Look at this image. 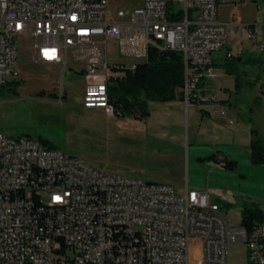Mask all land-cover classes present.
Returning a JSON list of instances; mask_svg holds the SVG:
<instances>
[{"label": "built area", "instance_id": "built-area-1", "mask_svg": "<svg viewBox=\"0 0 264 264\" xmlns=\"http://www.w3.org/2000/svg\"><path fill=\"white\" fill-rule=\"evenodd\" d=\"M229 1L141 0L111 8L109 0H0V87L19 76V40L27 37L37 62L66 69L72 58L87 74L102 69L101 79L85 85V108L117 114L111 80L136 69L152 48L182 52L187 105L217 102L212 54L229 30L247 32L264 50L262 27L220 18V3ZM111 40L131 63L109 60ZM34 191L46 193V206H38ZM217 208L205 190L186 185L180 192L106 171L29 135L0 133V264H230L237 241L247 245L245 264H264V222L231 225ZM193 240L201 243L199 261L191 258Z\"/></svg>", "mask_w": 264, "mask_h": 264}, {"label": "rangeland", "instance_id": "rangeland-1", "mask_svg": "<svg viewBox=\"0 0 264 264\" xmlns=\"http://www.w3.org/2000/svg\"><path fill=\"white\" fill-rule=\"evenodd\" d=\"M125 1L129 5L141 2L109 0V5L113 8ZM219 12L222 20L262 27L259 41L264 43V0L221 2ZM228 54L244 59L239 85L227 70ZM212 55L218 74L212 81V95L217 102L180 107L174 101L149 98V114L138 119L139 112L134 115L122 109L113 115L85 108V85L101 79L102 69L95 75L87 74L84 63L72 58L66 69L37 62L33 40L22 37L19 76L0 87V133L46 140L106 171L169 183L180 192L185 191L186 184L205 190L217 205V212L229 224L240 225L246 205L257 204L264 211V164L252 161L250 147L254 129L264 141V50L257 48L247 32L237 36L230 29L228 42ZM146 59L139 57L138 62ZM109 60L133 61L119 54L115 40L109 42ZM117 73L125 76V72ZM221 108L226 115L218 114ZM223 157L238 163L227 167ZM190 246L192 260L199 261L200 241L193 240ZM246 262V243L232 242L229 263Z\"/></svg>", "mask_w": 264, "mask_h": 264}, {"label": "trees", "instance_id": "trees-1", "mask_svg": "<svg viewBox=\"0 0 264 264\" xmlns=\"http://www.w3.org/2000/svg\"><path fill=\"white\" fill-rule=\"evenodd\" d=\"M226 67L235 76L237 85L241 83L244 70L237 56H228ZM184 58L177 50H160L152 48L146 61L138 63L136 69L125 71V76L111 80L110 97L118 108V113L139 112L138 119L149 114L148 99L170 101L183 99L181 88L184 84ZM9 83V82H8ZM257 129L253 130L251 139L252 161L264 164V141L259 137ZM43 140L47 146L55 147ZM236 160L225 158L224 165L233 168ZM264 222V211L257 204L246 205L242 211V224L248 228Z\"/></svg>", "mask_w": 264, "mask_h": 264}, {"label": "bare ground", "instance_id": "bare-ground-1", "mask_svg": "<svg viewBox=\"0 0 264 264\" xmlns=\"http://www.w3.org/2000/svg\"><path fill=\"white\" fill-rule=\"evenodd\" d=\"M139 63V62H138ZM137 67V65H136ZM43 191H34V199L35 201H38V206H46V193L44 195Z\"/></svg>", "mask_w": 264, "mask_h": 264}, {"label": "crops", "instance_id": "crops-1", "mask_svg": "<svg viewBox=\"0 0 264 264\" xmlns=\"http://www.w3.org/2000/svg\"><path fill=\"white\" fill-rule=\"evenodd\" d=\"M231 56H233L232 54H231ZM53 65H60V64H55V63H52ZM233 77H234V75H232ZM235 78V77H234ZM170 101H174V102H176V104L178 105V106H180V107H182V106H185V101H184V99H176V100H170ZM187 105V104H186ZM203 112L204 113H207V114H210L209 113V110L208 109H203ZM217 157V156H216ZM225 158H227V157H223L222 158V160L223 159H225ZM218 159H221L220 157H218ZM186 185H188V184H186ZM189 187V186H188Z\"/></svg>", "mask_w": 264, "mask_h": 264}, {"label": "flooded vegetation", "instance_id": "flooded-vegetation-1", "mask_svg": "<svg viewBox=\"0 0 264 264\" xmlns=\"http://www.w3.org/2000/svg\"><path fill=\"white\" fill-rule=\"evenodd\" d=\"M231 57H233V56H231ZM237 57H238V60H239V57H240V56H237ZM242 58H243V57H242ZM241 61H242V60H240L239 62H241Z\"/></svg>", "mask_w": 264, "mask_h": 264}, {"label": "water", "instance_id": "water-1", "mask_svg": "<svg viewBox=\"0 0 264 264\" xmlns=\"http://www.w3.org/2000/svg\"><path fill=\"white\" fill-rule=\"evenodd\" d=\"M242 60V57H239V61Z\"/></svg>", "mask_w": 264, "mask_h": 264}]
</instances>
